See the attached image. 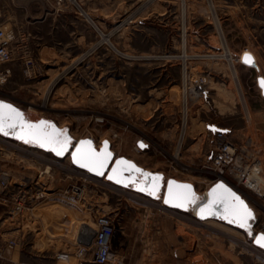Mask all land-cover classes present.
Segmentation results:
<instances>
[{
	"label": "rangeland",
	"instance_id": "obj_1",
	"mask_svg": "<svg viewBox=\"0 0 264 264\" xmlns=\"http://www.w3.org/2000/svg\"><path fill=\"white\" fill-rule=\"evenodd\" d=\"M0 23L15 31L17 52L36 66L26 73L14 61L0 99L33 119H53L71 144L91 136L100 146L109 138L117 156L193 183L196 202L219 180L208 166L220 142L216 125L246 147L251 166L261 160L264 172V0L0 2ZM246 49L258 66L239 60ZM52 152L71 159L68 148ZM0 165L21 171L7 153ZM56 178L53 189L66 182ZM82 183L81 197L57 189L40 199L35 217L20 227L0 204V264H95L80 253L91 241L78 238V219L95 227L98 213L118 228L108 264H264L253 238L264 232V191L240 185L256 215L250 233L105 176Z\"/></svg>",
	"mask_w": 264,
	"mask_h": 264
},
{
	"label": "built area",
	"instance_id": "obj_2",
	"mask_svg": "<svg viewBox=\"0 0 264 264\" xmlns=\"http://www.w3.org/2000/svg\"><path fill=\"white\" fill-rule=\"evenodd\" d=\"M15 34L12 28L0 23L1 85L10 81L14 73V61L19 62L26 73L32 72L36 67L34 59L26 51L17 52ZM214 134L220 142L208 166L213 169L219 180L227 181L242 194L240 185L259 193L258 188H254V181L247 183L250 181L247 179L248 173L257 160L253 161L251 166L247 159L246 147L232 142L222 129L215 130ZM0 143L4 146L3 148L0 145V153L10 154L12 162L20 165L21 169L13 171L8 166L0 165V204L6 205L10 213L16 216L18 227L23 226L24 221L35 217L36 204L40 199L53 194V191L59 189L63 193L78 197L83 189V179L98 180L94 174L73 164L71 159H62L52 151L20 140H7L1 133ZM55 176H58V181L68 182L53 189L51 183L52 179L57 180ZM96 225L89 239L91 244L82 247L80 253L89 252L95 264H108L116 258L113 241L118 230L117 223L109 214L98 213Z\"/></svg>",
	"mask_w": 264,
	"mask_h": 264
},
{
	"label": "water",
	"instance_id": "obj_3",
	"mask_svg": "<svg viewBox=\"0 0 264 264\" xmlns=\"http://www.w3.org/2000/svg\"><path fill=\"white\" fill-rule=\"evenodd\" d=\"M246 53L252 57L253 63H250V64L251 65L255 64L256 59L251 52H245L243 54V60H244V56ZM259 80H260V83L261 81H264L262 77L259 78ZM0 103H3L4 105H11L12 108L16 109L19 113L22 114L20 118L14 120L12 118L13 114L10 113L7 108L0 109V117H2L3 129H4V131L0 132L2 135H5L4 132H7L8 133L7 136L13 137L25 143L38 146L48 151L58 152L56 151L58 147H59V150H61V147L57 144L48 143L46 141L33 138V136L28 134L30 131L29 129L25 127L22 130V127H21L22 124L23 125H27V124L39 125L40 121H46L48 123L44 125L43 127L46 129L47 132L49 133H52L54 131L62 132L53 119H49L46 117L33 119L28 115L25 109L18 106L16 103L12 101H9L6 99H0ZM11 123H15L16 126L14 128H9L8 125ZM211 128L214 130L219 129V127L216 125H212ZM60 138L62 140L65 139L62 136ZM82 141L90 142V144L81 143ZM42 144L43 146H41ZM138 144L140 146L144 145V147L142 148H145L148 146L147 143H145L143 140H140ZM65 148H68L73 164H75L76 166L84 170L89 171L90 173L94 174L97 177L105 176L108 180H110L114 184H117L118 186H121L124 188H132L151 198L161 197L164 202L166 200L169 201L168 203H166L168 206L174 207L180 210H188L191 204H194L190 202V198L189 200H184L178 197L174 198L173 196H170L169 194L170 187L172 189L173 194H180V193L185 192L186 190L178 186L191 185V192L194 193L196 197L195 186L193 183L188 182V181H181L174 177H166V175L163 172L148 170L144 166L139 164L137 161H135L134 159H131L127 156H117L116 152L112 148V141L109 138L104 139L100 146L97 145L95 139L91 136L81 137L77 139L75 143L73 144L70 143V140L68 138V143L65 146ZM65 148L63 149V151L65 150ZM87 153L93 154L97 160L104 161V166L99 167L94 164H89L87 167H82L81 164L86 163V161L82 157L84 154H87ZM137 169H139V171H137ZM109 176H112L114 178L109 179ZM118 180L120 181L119 183H117ZM170 181H175L176 183L169 184ZM218 186H223V187L219 188ZM213 189H217V192L215 194H213ZM229 193L234 194L236 197H239V199L242 200L244 204L247 206V208L250 209L251 212L253 213V219H250L248 221V223L251 224V229L241 228L238 222L237 223L229 222L230 220L233 219L231 215L225 212V206H226L227 197ZM221 194H223L225 197L224 203L220 202L218 199V197ZM209 204H211V212L206 211L203 214H201L200 209L209 206ZM196 216H198L202 220H206L208 218L220 219V220L225 221L226 223H229L233 226H236L250 233L252 232V226L256 219L255 211L250 206L248 200L239 191H237L232 185L228 184L222 179L216 181L208 189V197L206 201L197 208ZM262 234H264V232L260 231L253 235L255 243H256V240ZM262 248L264 249V247Z\"/></svg>",
	"mask_w": 264,
	"mask_h": 264
},
{
	"label": "snow or ice",
	"instance_id": "obj_4",
	"mask_svg": "<svg viewBox=\"0 0 264 264\" xmlns=\"http://www.w3.org/2000/svg\"><path fill=\"white\" fill-rule=\"evenodd\" d=\"M244 62L246 64L253 63L252 57L249 54H245L244 56ZM261 86L264 87V81H261ZM7 108L10 113L13 114V119H18L22 116L21 113H19L16 109L12 108L11 105H4L3 103H0V109ZM48 122L46 121H40L39 125H33V124H27L23 125L22 124V130L26 127L29 129V135L33 136V138L38 139V140H43L48 143H53L57 144L61 147V150L67 145L68 143V138L61 139L60 137L63 136V132L60 131H54L52 133H49L46 131V129L43 127L46 125ZM16 125L15 123H11L8 125L9 128H14ZM4 131L3 129V120L2 117H0V132ZM5 135H7V132H4ZM81 143H89L90 142H85L82 141ZM43 146V144L41 145ZM141 147H144V145H141ZM58 154H60L58 152ZM86 163L81 164L82 167H87L89 164H94L99 167L104 166V161L102 160H97L95 156L91 153L84 154L82 157ZM139 171V169H137ZM114 177L109 176V179H113ZM120 181L118 180L117 183ZM175 181H170L169 184H175ZM184 188L186 191L180 194H173L171 187L169 188V194L170 196H173L174 198H181L184 200H189L190 202L195 203V200L197 199L194 195V193L191 192V185H183V186H178ZM219 188H222L223 186H218ZM217 192V189H213V194ZM219 201L224 203L225 202V197L223 194H221L218 197ZM169 201L166 200L165 203H168ZM215 202V201H213ZM211 212V204L209 206L201 208L200 212L203 214L204 212ZM225 212L228 213L233 217L232 220H230V223H239V226L241 228H246V229H251V224L248 223L250 219H253V213L251 212L250 209L247 208V206L244 204L242 200L239 199V197H236L234 194L229 193L227 197V202L225 206ZM256 243L260 245L261 247H264V234H262L257 240Z\"/></svg>",
	"mask_w": 264,
	"mask_h": 264
},
{
	"label": "bare ground",
	"instance_id": "obj_5",
	"mask_svg": "<svg viewBox=\"0 0 264 264\" xmlns=\"http://www.w3.org/2000/svg\"><path fill=\"white\" fill-rule=\"evenodd\" d=\"M86 15L88 16V17H90V18H92V16L88 13V12H86ZM105 40H107L108 42H110V40H109V37H107V36H105ZM245 52H251L253 55H254V57H255V59H256V63L255 64H253V65H255V66H258V58H257V55H256V53H254L253 51H251V50H249V49H246V50H244L240 55H239V60H243V54L245 53ZM186 56H189L188 54L186 55ZM244 61V60H243ZM251 65V64H250ZM261 77H263L261 74H260V76H259V78H261ZM263 79H264V77H263ZM262 87V86H261ZM263 88V93H264V87H262ZM193 90H195V89H193ZM189 91V90H188ZM195 93H196V91H194ZM198 92V91H197ZM189 93V92H188ZM200 93V92H199ZM190 94H191V92H190ZM198 94V93H197ZM188 95V94H187ZM187 97V96H186ZM188 98V97H187ZM46 106V105H45ZM186 107V106H185ZM186 111H187V109H185ZM189 114V113H188ZM185 115H187V114H185ZM220 129V128H219ZM184 133V132H183ZM186 135V134H185ZM252 140V139H251ZM182 141V140H181ZM56 151H58V152H62L61 150H56ZM63 153V152H62ZM61 153V154H62ZM178 153H176V156H177V158H179V155H177ZM262 161L261 160H257L256 162H255V164L253 165V168H252V170L251 171H249V175H248V180H250V181H248L247 183H252L253 181L256 183V184H254L255 186H254V188H258V190L259 191H261V192H263L264 191V172H263V166H262ZM240 176V175H239ZM225 181V180H224ZM225 182H227V181H225ZM228 183V182H227ZM229 184V183H228ZM235 188V187H234ZM236 189V188H235ZM237 190V189H236ZM237 191H239V190H237ZM241 194H242V192L241 191H239ZM261 192H259V193H261ZM83 193H84V189H82V192H81V195H79L78 197H81L82 195H83ZM243 195V194H242ZM244 196V195H243ZM207 197H208V190H206L205 191V193H204V196H203V198L201 199V200H198V201H196L194 204H192V206L193 207H191L192 209H193V213H194V215L196 216V212H197V208L202 204V203H204L205 201H206V199H207ZM245 197V196H244ZM246 198V197H245ZM247 199V198H246ZM248 200V199H247ZM248 202H249V204H250V206L253 208V206L251 205V203H250V201L248 200ZM254 209V208H253ZM83 217V216H82ZM86 218V217H85ZM208 219H214V218H208ZM79 220V225H80V227H81V231H82V237L81 236H79L78 238L81 240V238H83L81 241L82 242H85V243H87L88 242V240L90 239V236L94 233V228L97 226V225H95V227L93 226V224H92V222L91 221H89V220H84V217L82 218V220H80V219H78ZM207 220V219H206ZM214 225V224H213ZM216 226V225H215ZM220 227V226H219ZM217 228V227H216ZM225 228V227H224ZM223 228V229H224ZM221 230H222V228H220ZM227 229V228H226ZM118 231V230H117ZM224 233V232H223ZM254 238V237H253ZM67 258H66V261L69 263V262H71V260H73V256H71V255H68V256H66ZM61 259H62V257H61ZM65 259V258H64ZM63 260V259H62ZM61 260V261H62ZM75 261V260H74ZM64 262H65V260H64Z\"/></svg>",
	"mask_w": 264,
	"mask_h": 264
},
{
	"label": "crops",
	"instance_id": "obj_6",
	"mask_svg": "<svg viewBox=\"0 0 264 264\" xmlns=\"http://www.w3.org/2000/svg\"><path fill=\"white\" fill-rule=\"evenodd\" d=\"M44 1L45 0H0L1 3H13V4H15V3L16 4H34V3L44 2ZM85 14H86V12H85ZM90 19L93 20V18H90ZM14 67H15V65H14ZM14 67H12V68H14ZM161 172H163V171H161ZM160 206H162L163 209H165V208L168 209L167 207H165V205H160Z\"/></svg>",
	"mask_w": 264,
	"mask_h": 264
},
{
	"label": "flooded vegetation",
	"instance_id": "obj_7",
	"mask_svg": "<svg viewBox=\"0 0 264 264\" xmlns=\"http://www.w3.org/2000/svg\"><path fill=\"white\" fill-rule=\"evenodd\" d=\"M4 136L9 137V138H13V137H10V136H7V135H4ZM13 139H15V138H13ZM15 140H18V139H15ZM117 232H118V231H117Z\"/></svg>",
	"mask_w": 264,
	"mask_h": 264
}]
</instances>
